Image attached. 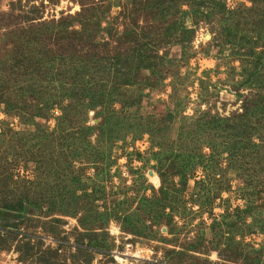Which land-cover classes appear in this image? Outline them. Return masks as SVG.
Here are the masks:
<instances>
[{"label": "rangeland", "instance_id": "obj_1", "mask_svg": "<svg viewBox=\"0 0 264 264\" xmlns=\"http://www.w3.org/2000/svg\"><path fill=\"white\" fill-rule=\"evenodd\" d=\"M134 1L0 0V21L5 23L0 29V56L14 57L18 35L12 38L10 30L19 25L66 21L71 23L70 30L79 31L82 3L96 8L92 14L98 18L89 30L91 43L100 52L113 51L126 40L122 34L127 26L124 15L132 12L126 4ZM155 1L163 7L140 10L137 20L147 40L157 39L154 51L168 60L155 67L164 80L140 91L138 111L141 118L158 119L174 112L166 136L167 152L155 160V141L138 128L119 134L121 140L112 144L92 134V149L83 154L85 159L75 160L68 172L57 176L47 160L43 159L41 167L35 162L26 151L31 150L28 144L1 142L0 150L7 159L1 169L12 173L13 182H6L12 193L0 188V195L20 197L26 193L39 206L23 218L0 219V239L6 241L0 249V264H264V54L258 59L257 54L248 52L257 36L251 26L253 18H247V24L240 22L251 2L215 0L225 12L237 14L223 19L191 0ZM258 3L260 10L264 9V0ZM210 13L213 15L208 17ZM175 23L181 24L178 30L183 25L191 31L181 34L179 30L168 36V27ZM260 31L264 38V24ZM179 36L185 39L180 45ZM76 38L74 43L79 46L86 42L82 33ZM22 41L23 47H39ZM262 43L259 40L257 46ZM22 49L18 47V51ZM255 67L260 74H252ZM254 102L257 108L252 106ZM112 106L119 111L122 104L118 101ZM241 114L247 116L241 118ZM209 115L230 118L226 123L230 126L248 119L251 123L260 119L261 125L256 126L254 135L248 134L246 146L243 141L237 149L223 145L195 149L192 136L185 134L195 132L198 121ZM56 116L54 110L48 120L39 122L52 130ZM87 121L96 125L100 118L90 111ZM1 123L14 132L32 130L4 114L2 105L0 127ZM180 133L184 134L179 140ZM219 134L222 137H209H216L214 144L225 140L221 131ZM233 134L227 139L235 140ZM60 148L63 150L48 148L43 154L48 158L55 152L62 157L65 146ZM198 152L202 158L196 162L193 156ZM164 192L166 201H162ZM22 242L40 250V256L21 261L16 247ZM190 247H197V252L189 251Z\"/></svg>", "mask_w": 264, "mask_h": 264}, {"label": "trees", "instance_id": "obj_2", "mask_svg": "<svg viewBox=\"0 0 264 264\" xmlns=\"http://www.w3.org/2000/svg\"><path fill=\"white\" fill-rule=\"evenodd\" d=\"M191 1L200 7L205 5L211 12L215 11L221 14L220 18L223 19L237 15L233 12H225L224 6L215 0ZM258 1L250 0L251 6L245 9L246 15H241L243 21L240 22L247 24L245 20L250 17L253 18L251 26L254 31L251 27L250 29L257 36L254 39V45L248 52L257 54L258 59H261L264 54V38L260 28L264 24V9L260 10ZM126 6H130L129 10L132 11V16L130 14L124 15L127 26L124 25L122 34L123 39L126 40L123 43L119 42L113 51H105L104 53L96 49V44L91 43L92 34L89 32L98 18L95 19L92 14L96 8L84 3L81 4V11L78 14L82 18L79 22V31L70 30L71 23H64L66 21H40L31 23L26 27L19 25L17 30L14 29L16 32L13 29L10 30L12 38L13 35H18L14 39L17 50L14 51V57L11 59L0 56V106H3L4 114L17 118L21 124L32 127V130L14 132L6 123H1L0 143L10 145L15 143L14 140H17L16 144L20 145L19 141L21 140L23 146H27V144L30 146L29 149L31 150L26 151L35 157V162L40 167L44 163L43 159H45L53 167L52 170L56 175L59 176L62 172H68L75 160L85 159L86 156L83 154L87 152V149H92L89 138L92 134H97L103 142L112 144L121 140L122 135L131 128H138L143 132L145 130L152 138V142L155 141V148L158 151L153 152L152 157L157 161L160 160V157L167 152L165 147L168 138L166 136L170 131L171 121L175 119L174 112H168L158 119L153 116L141 118L138 110L141 99L140 91L145 87H154L157 82L164 80V75L162 76L155 67H159L161 61L164 62L168 59L165 56H159L154 51L158 41L155 38L147 40V35L142 32V26L138 24L137 12L147 7L161 9L163 3L154 2V0L139 3L135 0L132 3H127ZM211 15L213 14L210 13L208 17ZM1 16L4 17L6 14L1 13ZM3 26L5 23L1 24L0 21V29ZM180 26L181 24L175 23L173 27H168L167 35L172 36L175 31L180 30H178ZM181 29L179 31L181 34L191 31H186L183 25ZM81 33L85 36L86 42L80 43L79 46L76 44L78 41L76 35L80 36ZM22 40L28 41L25 42L27 44H30L29 42L36 44L35 46L38 44L39 47L33 48L31 44L30 47H23L20 44L24 42ZM259 40L263 43L257 46ZM74 41L76 42L74 43ZM184 41L185 39H180V36L177 39L179 45ZM19 46L23 48L22 51H18ZM257 48H262V50L256 51ZM248 56L251 55L248 54ZM143 71L146 74L143 75ZM252 74H260L257 67L254 68ZM118 101L122 104L119 111L113 109L112 106ZM252 106H256V102ZM247 109L249 110L250 107ZM54 110L58 111V116L54 118L55 128L50 130L39 121L48 120ZM90 111H93L94 115L100 118L96 125L87 124ZM238 116L245 118L247 114ZM207 117L206 119L202 117L198 121L199 124L194 127L196 128L195 132L188 130L185 134L187 137L192 136L191 143L194 144L195 149L201 150L203 145H207L210 150L222 145L226 146V149H237L243 141H245L244 146H246L248 134L254 135L255 130H258L256 126L260 127L261 125L260 119L251 123L247 118L248 120L244 124L230 126L226 124L230 118L220 119L210 115ZM133 119H136L135 122L129 123ZM220 131L226 138L217 145L214 144L216 137L213 139L209 137L212 135L222 137L219 134ZM229 132L234 133L232 137L237 136L235 140L227 139L230 135ZM119 134L122 135L117 137ZM183 134H179V140ZM183 139L186 140L185 136ZM249 142H251L250 138ZM64 146L65 150L62 157L56 155L55 152L54 154L49 153L48 158L43 154L48 148L54 151H62L63 149L60 147ZM227 154L233 157V153ZM200 158L202 155L199 152L193 156L194 161L200 160ZM4 160L7 163L3 151L0 150V188L3 192L11 194V190L8 191L6 188V182L8 179L13 182V177L12 173L8 174L7 171L2 170ZM91 160H96V158H91ZM173 176L182 177L179 173H174ZM160 177L163 182V175L161 174ZM29 183L32 185L33 182ZM185 183L184 181L181 183L183 188ZM162 194L164 195L162 201L168 200L167 192ZM44 202L48 203L47 200ZM35 203L33 196L30 197L26 193L20 197L0 195V219L14 218L17 220L23 218V215H27L29 211L37 209L39 205L37 206ZM125 218L128 219V217ZM12 226L16 227L17 225ZM12 231L9 230L8 232L13 233ZM5 242V240L0 239V249L3 248ZM16 248L21 261L40 256V250L35 249L29 242L19 243ZM190 248L189 251L191 252L198 250L197 247Z\"/></svg>", "mask_w": 264, "mask_h": 264}]
</instances>
